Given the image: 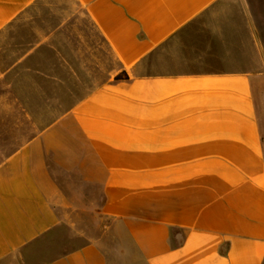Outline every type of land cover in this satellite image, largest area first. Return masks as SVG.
<instances>
[{"label": "crops", "instance_id": "1", "mask_svg": "<svg viewBox=\"0 0 264 264\" xmlns=\"http://www.w3.org/2000/svg\"><path fill=\"white\" fill-rule=\"evenodd\" d=\"M55 1L0 0V39ZM63 1L102 46L5 71L0 264H264V5Z\"/></svg>", "mask_w": 264, "mask_h": 264}, {"label": "rangeland", "instance_id": "2", "mask_svg": "<svg viewBox=\"0 0 264 264\" xmlns=\"http://www.w3.org/2000/svg\"><path fill=\"white\" fill-rule=\"evenodd\" d=\"M225 1L233 4H242L245 2V0ZM246 1L251 2L256 7L264 5V0ZM206 16L207 15L201 17L189 27L188 30L193 36L208 34ZM51 34L63 35L65 37L64 41L59 44L65 52V57L73 56L75 47L83 50L85 48L102 46V42L98 38L97 33L90 25H88L83 14L78 10L69 9L68 4L63 0H57L50 6L44 7L39 11L29 12L27 15L20 18L19 21H17L0 39L1 98L3 97L5 82L7 80L4 75L5 71L9 69L12 63H15L19 59L21 53L25 52L28 48L37 45L45 36ZM7 38L10 39L8 40ZM100 57L101 61L104 62V53H101ZM75 71L79 81L71 84L70 87L76 89L71 92L61 91V98H67L71 94H76L77 97H83L87 93L86 89L94 84V81L100 82L105 77V75L102 74L101 69L83 67V65L82 67H77ZM91 79L94 81H91ZM89 81H91L92 84ZM81 89L82 91H79ZM0 110H2V108H0ZM12 125L14 127V124ZM49 125H51V123L45 117L43 127L46 128ZM4 126L3 119L0 118V130H3L2 128H4ZM34 129L35 127L32 124H28L29 131Z\"/></svg>", "mask_w": 264, "mask_h": 264}, {"label": "trees", "instance_id": "3", "mask_svg": "<svg viewBox=\"0 0 264 264\" xmlns=\"http://www.w3.org/2000/svg\"><path fill=\"white\" fill-rule=\"evenodd\" d=\"M118 79H120V77H118Z\"/></svg>", "mask_w": 264, "mask_h": 264}]
</instances>
